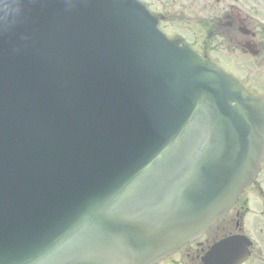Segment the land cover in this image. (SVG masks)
<instances>
[{
	"label": "water",
	"instance_id": "1",
	"mask_svg": "<svg viewBox=\"0 0 264 264\" xmlns=\"http://www.w3.org/2000/svg\"><path fill=\"white\" fill-rule=\"evenodd\" d=\"M158 24L141 0H0V264H151L256 177L264 104Z\"/></svg>",
	"mask_w": 264,
	"mask_h": 264
},
{
	"label": "flooded vegetation",
	"instance_id": "2",
	"mask_svg": "<svg viewBox=\"0 0 264 264\" xmlns=\"http://www.w3.org/2000/svg\"><path fill=\"white\" fill-rule=\"evenodd\" d=\"M188 2L183 5L190 14L185 20L192 24L189 25L190 45L264 102V0ZM178 16H181L180 11ZM167 20L163 15L160 25ZM262 162L258 176L264 175ZM255 182L244 189L228 212L200 236L183 243L154 264H205L207 254L227 238L233 239V245L229 249L226 246L216 248L221 251L222 258L211 259L209 264H264V192L253 186ZM252 186L255 188L252 198L260 201L256 206L249 205L250 198L245 196ZM239 247L247 252L244 259L234 260L232 254L229 261L228 256Z\"/></svg>",
	"mask_w": 264,
	"mask_h": 264
},
{
	"label": "rangeland",
	"instance_id": "3",
	"mask_svg": "<svg viewBox=\"0 0 264 264\" xmlns=\"http://www.w3.org/2000/svg\"><path fill=\"white\" fill-rule=\"evenodd\" d=\"M154 12L162 13L167 16L168 20L161 22L162 29L169 35L174 34L176 32H180L185 39L191 41L192 35L190 34L191 30H189L191 21L185 20L189 17V11L185 10V6L183 4H189L190 0H145ZM252 1V0H245ZM182 5V6H181ZM182 9V10H181ZM180 11L181 16H178V12ZM185 20V21H184ZM264 164V161L262 162ZM258 190H262L264 192V175H259L256 178V182L253 185ZM250 187L245 196L250 198L249 205L256 206V204H260L259 199L252 198V189L254 187Z\"/></svg>",
	"mask_w": 264,
	"mask_h": 264
}]
</instances>
